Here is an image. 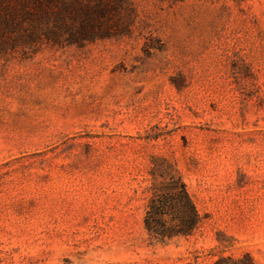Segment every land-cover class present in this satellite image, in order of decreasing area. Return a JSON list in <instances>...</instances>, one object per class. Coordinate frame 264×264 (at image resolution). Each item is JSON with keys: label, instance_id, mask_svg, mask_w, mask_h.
<instances>
[{"label": "rangeland", "instance_id": "rangeland-1", "mask_svg": "<svg viewBox=\"0 0 264 264\" xmlns=\"http://www.w3.org/2000/svg\"><path fill=\"white\" fill-rule=\"evenodd\" d=\"M109 37L0 57V264H264V0H110ZM152 158L193 235L143 226Z\"/></svg>", "mask_w": 264, "mask_h": 264}, {"label": "trees", "instance_id": "trees-1", "mask_svg": "<svg viewBox=\"0 0 264 264\" xmlns=\"http://www.w3.org/2000/svg\"><path fill=\"white\" fill-rule=\"evenodd\" d=\"M110 0H0V57L32 56L43 47L82 46L109 37ZM143 216L149 236L164 241L193 235L200 217L174 167L152 158ZM226 259L230 264H252ZM219 259L214 264H222Z\"/></svg>", "mask_w": 264, "mask_h": 264}]
</instances>
